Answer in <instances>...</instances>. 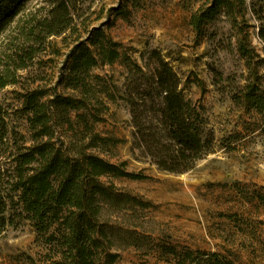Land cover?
Returning a JSON list of instances; mask_svg holds the SVG:
<instances>
[{
  "label": "trees",
  "instance_id": "obj_1",
  "mask_svg": "<svg viewBox=\"0 0 264 264\" xmlns=\"http://www.w3.org/2000/svg\"><path fill=\"white\" fill-rule=\"evenodd\" d=\"M30 1L0 0V36ZM78 1L42 0L41 9L29 14L21 30L23 43L0 71V89L17 82L16 71L26 68L48 39L75 32ZM195 1L200 5L192 12L190 26L199 37L224 19L239 30L237 50L246 60L250 79L234 100L264 114V85L245 29L249 14L259 23L258 37L264 42V0ZM116 11L125 14L121 7ZM130 51L102 26L88 30L85 39L76 38L58 81L72 95L39 89L24 95L28 136L10 130L0 104V234L7 223L30 222L38 240L49 247L45 264H115L121 250L141 247L150 238L138 231V225L125 226L118 219L133 218L151 203L101 181L148 178L128 171L126 162L115 164L94 152L110 153L125 142L96 130L108 108L106 100H121L130 107L131 149L160 171L184 174L214 148L206 107L187 96L186 84L162 52L147 49L140 64ZM115 64L127 70L122 88L94 74L100 66ZM160 249L172 257L168 264H234L220 253L179 251L172 245Z\"/></svg>",
  "mask_w": 264,
  "mask_h": 264
},
{
  "label": "rangeland",
  "instance_id": "obj_2",
  "mask_svg": "<svg viewBox=\"0 0 264 264\" xmlns=\"http://www.w3.org/2000/svg\"><path fill=\"white\" fill-rule=\"evenodd\" d=\"M42 0L27 3L16 21L0 36V71L9 56L23 43L22 27ZM195 0H80L77 3L75 34L67 32L47 40L44 50L16 71L15 84L0 89V104L6 111L10 130L27 135L24 95L34 90L70 94L58 85L67 56L78 37L102 26L115 41L131 49L142 64L141 54L159 49L186 84L189 98L207 109L215 133L212 152L184 174L160 171L149 159L133 152L130 107L121 100L105 101L107 109L96 124L103 136L124 139L110 153L94 151L112 163H127L130 172L145 180L103 177L123 191L151 203L133 218L120 215L119 223L138 225L150 236L141 247L121 250L115 264H168L172 259L160 247L172 245L183 251L220 253L234 264H264V114L247 109L234 100L250 72L236 44L239 30L227 20L212 24L207 36L199 37L190 26ZM121 7L125 14L119 15ZM256 71L264 85V42L258 37L259 23L247 15ZM94 74L123 87L127 70L120 64L104 65ZM65 135L63 130H60ZM10 212L7 213V217ZM49 247L37 238L28 221L7 223L0 234V264H45Z\"/></svg>",
  "mask_w": 264,
  "mask_h": 264
}]
</instances>
